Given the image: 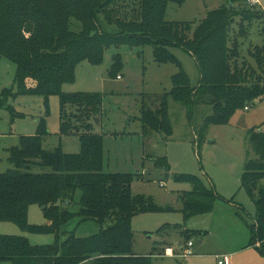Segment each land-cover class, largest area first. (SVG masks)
<instances>
[{
	"label": "trees",
	"instance_id": "obj_1",
	"mask_svg": "<svg viewBox=\"0 0 264 264\" xmlns=\"http://www.w3.org/2000/svg\"><path fill=\"white\" fill-rule=\"evenodd\" d=\"M225 1L227 6L208 12L200 22L174 23L166 20L168 5L181 6L186 0H0V58L16 65L19 94L40 95L46 104L58 96L61 135H77L81 144L78 154L45 149L43 140L49 132L43 120L35 136H21L19 145L8 150L13 169L0 173V222L16 223L34 234H51L55 241L34 246L22 236L0 235V264H153L154 254L133 251L132 220L172 209L157 206L152 198L134 196L132 175L104 172L103 136L94 132L92 123L102 112L103 96L67 94L63 86L75 82L78 64H101L110 48L152 46L157 62L174 64L179 72L172 77L169 93L144 97L149 104L142 103L143 135L172 138L170 105L174 102L186 111L198 146L210 126L227 125L238 110H248L264 99V11L251 5L252 0ZM257 22L263 23V45L248 52L255 68L242 50ZM174 48L194 58L201 76L197 87L191 86L171 52ZM122 64L121 55H115L110 73L116 74ZM10 95V90L0 94V108ZM248 138L242 186L257 209L253 222L246 220L248 246L264 257V189L259 188L264 178V130L253 128ZM156 164L168 170L165 158ZM177 180L192 186L191 192L180 196L185 219L212 212L221 198L194 175H179ZM33 205L42 209L47 225L28 223ZM75 220L77 227L92 221L100 230L78 237L66 230ZM168 226L159 232L164 235L171 229ZM183 233L187 249L197 232Z\"/></svg>",
	"mask_w": 264,
	"mask_h": 264
},
{
	"label": "rangeland",
	"instance_id": "obj_2",
	"mask_svg": "<svg viewBox=\"0 0 264 264\" xmlns=\"http://www.w3.org/2000/svg\"><path fill=\"white\" fill-rule=\"evenodd\" d=\"M253 3L251 5L264 11V0ZM224 6H227L225 0H186L181 6L169 4L166 20L174 23L200 22L208 12ZM236 20L239 22L240 18ZM262 24L253 23L242 50L247 63L255 68V60L248 52L257 45H263L260 35ZM154 52L152 46L110 48L101 64L89 61L78 64L75 82L65 84L63 92L103 96L102 112L92 123L94 132L103 136L104 172L132 175L131 192L134 196L152 198L157 206L172 209L133 218L134 253L142 256L154 254L153 264H218L217 257L229 264L224 256L243 250L250 244L246 220L252 223L257 215L255 201L243 188L242 179L249 150V132L258 127L264 130V99L256 100L248 110H238L229 124L210 126L198 146L194 143L196 135L188 123L186 111L172 102V138L166 141L161 134L147 138L140 122L142 103L146 101L149 104V98L144 97L155 98L169 93L173 88L172 77L179 72L174 64L157 62ZM171 52L180 61L191 86L197 87L201 76L194 58L179 48ZM117 54L121 55L122 68L111 74L113 58ZM16 71L14 63L0 58V94L4 90L12 92L8 102L0 108V173L13 169L8 162V150L19 145L21 136H35L43 120L49 132L43 140L45 149L61 148L66 154L80 153L79 136L61 135L59 97H50L46 104L40 95L19 94L15 84ZM200 111L204 112V108ZM164 158L168 170L156 164ZM183 174L198 177L207 189H214L221 197L215 202L212 212L185 219L180 196L191 192L192 186L189 182L177 180V176ZM259 188L264 189V178ZM239 206L243 207L241 212L238 211ZM244 209L248 213L245 214ZM28 223L48 224L38 205L30 207ZM165 225L171 229L163 235L159 229ZM66 230L75 231L78 237H88L98 233L100 226L89 221L77 227L75 220ZM185 230L197 232L190 238L194 244L193 255L190 256H184L188 242L183 233ZM0 235L22 236L34 246L51 245L55 241L51 234L22 231L13 222H0ZM169 247L175 251V256L164 255ZM237 254L235 264H245L242 263L245 257L251 259L253 254L260 255L251 248ZM261 259L264 263V258Z\"/></svg>",
	"mask_w": 264,
	"mask_h": 264
},
{
	"label": "crops",
	"instance_id": "obj_3",
	"mask_svg": "<svg viewBox=\"0 0 264 264\" xmlns=\"http://www.w3.org/2000/svg\"><path fill=\"white\" fill-rule=\"evenodd\" d=\"M245 247V246H244ZM249 248H251V249H255V248H253V247H246V248H243V250H245V249H249ZM243 250H238V251H235V252H232V253H229L228 255H225L224 257V259H226L227 258V260L229 261V264H235L234 263V259H235V257H237L238 256V254L237 253H239L240 251H243ZM174 253H175V251H174ZM257 256H259V257H257ZM261 258H264V257H261L260 255H255V254H253V257L250 259L249 257H245L244 258V260L242 261V263H244L245 262V264H264L263 263V259H261ZM217 259H218V263L220 262V258L219 257H217ZM223 264H225V263H223Z\"/></svg>",
	"mask_w": 264,
	"mask_h": 264
},
{
	"label": "built area",
	"instance_id": "obj_4",
	"mask_svg": "<svg viewBox=\"0 0 264 264\" xmlns=\"http://www.w3.org/2000/svg\"><path fill=\"white\" fill-rule=\"evenodd\" d=\"M252 1L254 2L253 4H256V0H252ZM118 78H120V76ZM192 246H193V243L192 242H189L188 243V248L184 252V256H190V255L193 254L192 249H191ZM165 256H170V257L175 256V253H174L173 249L167 248L165 250ZM223 263H224L223 261H220L218 264H223Z\"/></svg>",
	"mask_w": 264,
	"mask_h": 264
}]
</instances>
